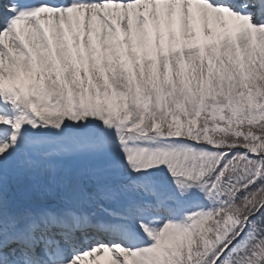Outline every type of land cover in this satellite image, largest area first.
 Returning a JSON list of instances; mask_svg holds the SVG:
<instances>
[{
	"label": "snow or ice",
	"instance_id": "snow-or-ice-1",
	"mask_svg": "<svg viewBox=\"0 0 264 264\" xmlns=\"http://www.w3.org/2000/svg\"><path fill=\"white\" fill-rule=\"evenodd\" d=\"M0 264H264V0H0Z\"/></svg>",
	"mask_w": 264,
	"mask_h": 264
}]
</instances>
